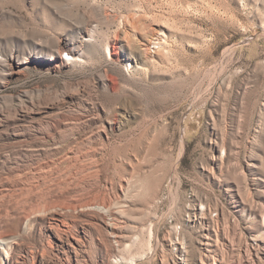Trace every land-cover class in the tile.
Segmentation results:
<instances>
[{"label": "rangeland", "instance_id": "rangeland-1", "mask_svg": "<svg viewBox=\"0 0 264 264\" xmlns=\"http://www.w3.org/2000/svg\"><path fill=\"white\" fill-rule=\"evenodd\" d=\"M214 262L264 264V0H0V264Z\"/></svg>", "mask_w": 264, "mask_h": 264}, {"label": "bare ground", "instance_id": "bare-ground-1", "mask_svg": "<svg viewBox=\"0 0 264 264\" xmlns=\"http://www.w3.org/2000/svg\"><path fill=\"white\" fill-rule=\"evenodd\" d=\"M145 136V135H144ZM146 139V138H145ZM103 205V204H102ZM101 205V206H102ZM108 206V205H107ZM107 206L104 204L103 206H102V208H107ZM110 207V206H109ZM108 207V208H109ZM107 208V209H108ZM193 211H192V213H191V215L190 216H188L187 217V221L190 223V225H192V224H197V220H199V215H198V210L196 209V208H194V209H192ZM107 211H109V210H107ZM199 211H200V209H199ZM201 213V212H200ZM62 214V213H61ZM203 214V213H202ZM34 215V214H33ZM110 227L113 229V224L112 223H110ZM114 232V231H113ZM112 232V233H113ZM116 235V234H115ZM116 236H118V235H116ZM207 237H204V239H206ZM178 239V238H177ZM175 240L174 242H173V244H174V246H175V248L178 250V252L179 253H181V255L182 256H185V253H186V250H187V248H185L184 247V243L182 244L180 241H178V240ZM10 244V243H9ZM202 244H204L205 246L208 244L207 242H204V240L202 241ZM10 247V246H9ZM7 249V247H5V250ZM9 251V250H8ZM8 251L6 250L5 252L9 255L10 253H8ZM188 251V250H187ZM8 257V256H7ZM214 264H217L216 262H214Z\"/></svg>", "mask_w": 264, "mask_h": 264}]
</instances>
